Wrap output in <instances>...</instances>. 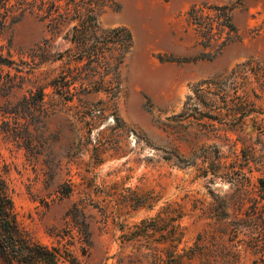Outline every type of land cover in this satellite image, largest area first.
<instances>
[{
  "label": "rangeland",
  "instance_id": "374dc122",
  "mask_svg": "<svg viewBox=\"0 0 264 264\" xmlns=\"http://www.w3.org/2000/svg\"><path fill=\"white\" fill-rule=\"evenodd\" d=\"M235 1L111 0L100 25L125 26L133 41L115 96L99 91L65 100L46 86L44 111L18 113L24 95L37 101L29 86L0 96V160L9 168L19 225L34 240L67 247L78 264H172V255H182L179 264H253L259 258L251 239L264 240L258 187L264 178V80L250 70L246 90H227V103L208 94L216 109L197 91L210 79L225 82L247 60L264 68V0ZM204 3L233 5L235 38L212 59L161 61L159 54L193 59L203 50L184 19L193 4ZM63 34L53 41L52 55L68 46ZM47 36L45 23L27 12L7 23L0 44L14 67L30 71L29 49ZM59 65L36 67L38 83L46 85ZM242 108L249 112L241 126L227 119ZM233 177L243 180L248 197L260 200L258 210L248 199L239 206L242 191ZM146 196L151 205L136 207ZM173 225L176 247L168 241ZM199 234L207 243L197 247Z\"/></svg>",
  "mask_w": 264,
  "mask_h": 264
},
{
  "label": "trees",
  "instance_id": "16d2710c",
  "mask_svg": "<svg viewBox=\"0 0 264 264\" xmlns=\"http://www.w3.org/2000/svg\"><path fill=\"white\" fill-rule=\"evenodd\" d=\"M111 0H0V41L7 23H14L25 13H34L45 23L48 36L29 49L28 56L33 66L29 70L14 67L10 50L3 53V45L0 44V96L8 98L17 89H23L30 96L37 98L36 102L25 95L22 103L15 105V111L41 110L44 111V89L50 86L54 94L65 100H72L76 95L90 94L92 92L106 91L115 96L120 84L119 69L132 47V35L125 26L102 27L98 16L103 12ZM236 0L235 3H239ZM231 4H193L185 13V31L193 30L198 37V43L202 51L193 59L174 56H157L161 61H197L212 59L221 48L237 35V28L232 21ZM64 32L62 40L68 44L62 52L51 54V48L55 47L53 41ZM60 62L58 73L46 85L38 83L33 70L43 64ZM247 60L232 68L225 82L218 79H210L200 83L198 93L205 97L212 109H216L214 98L208 94L220 96L227 103V90L233 93L246 90L248 82L247 74L254 71L257 79L264 80V68L259 64H252ZM7 68V69H6ZM6 69V70H5ZM11 69L15 71L12 72ZM228 97V96H227ZM245 100L240 98V105ZM95 108V107H94ZM98 108H95L97 110ZM249 112L242 108L239 115L229 114L227 119L234 120L239 126L243 117ZM232 182L237 190L242 193L239 196V206L245 199L253 202V209L258 210L255 197H248L249 192L242 190L244 183L240 177H233ZM259 190L264 195V178L258 180ZM264 198V196H262ZM153 198L146 196L136 200V207L151 205ZM222 209L224 206H221ZM261 215L264 213V204L261 205ZM264 231V230H263ZM172 235L168 239L170 246L176 247L179 242L178 227H171ZM260 235V231H259ZM258 235V236H259ZM251 246L260 253L259 258L253 264H264V240L259 244V238L251 239ZM197 243V244H196ZM207 243V236L199 234L195 246L200 247ZM194 252L188 259L194 258ZM181 256L170 257L172 264H179ZM0 264H78L76 257L67 247L58 245H45L34 240L19 225L13 207V201L9 185V168L0 160Z\"/></svg>",
  "mask_w": 264,
  "mask_h": 264
}]
</instances>
